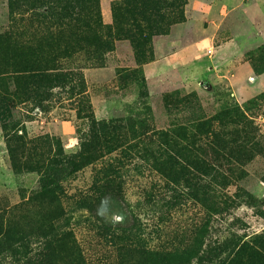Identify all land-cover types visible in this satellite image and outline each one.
<instances>
[{
    "label": "rangeland",
    "instance_id": "rangeland-1",
    "mask_svg": "<svg viewBox=\"0 0 264 264\" xmlns=\"http://www.w3.org/2000/svg\"><path fill=\"white\" fill-rule=\"evenodd\" d=\"M118 2L98 0L104 28L129 23ZM45 11L0 0V37L54 34L46 42L82 78L89 109L54 88L50 102L9 116L0 96V264H228L264 235V0H175L147 42L114 35L101 54L69 52L67 20L36 16ZM91 119L141 123L123 141L144 133L153 157L100 141L96 160L59 181L65 219L55 221L54 197L39 193L54 189L48 141L79 153ZM55 222L70 233L57 244Z\"/></svg>",
    "mask_w": 264,
    "mask_h": 264
},
{
    "label": "trees",
    "instance_id": "trees-1",
    "mask_svg": "<svg viewBox=\"0 0 264 264\" xmlns=\"http://www.w3.org/2000/svg\"><path fill=\"white\" fill-rule=\"evenodd\" d=\"M8 1L15 9L19 4L24 3L30 4L32 8L46 7V13H36L37 17L45 19L48 17L59 21L67 20V25L62 21V24L65 25H60V30L66 29L69 31V42L73 44L70 45L69 52L81 49H78V47L82 45L85 48L88 46L94 53L101 54L107 50L108 39L114 35H126L134 43L135 40L143 43L147 42L146 39L149 36L159 31V26L155 23L153 16H159L162 13L159 12V9L170 7L175 0H119L114 6L115 10L118 11V14L122 11L126 13L130 21L124 23L123 26H119L117 24L118 19H116L115 26L105 28L101 25L97 9L98 0ZM46 39L54 44V34H47ZM47 40L21 44L16 41L6 42L0 37V96L5 99V112L9 116L12 115L15 107L25 102L39 105H42L43 101L50 102V99L54 96V88L66 90L71 98L83 96L78 100L81 107H78L77 112L89 109L88 105L85 107L81 105L85 104L82 78L78 73L60 69L59 54H54V45L51 46L46 42ZM58 49L57 46V52L64 51L67 46H62L61 50ZM124 125L115 127L91 119L90 137L80 144L81 150L77 154L65 155L58 140L48 141L49 145L54 147V189L50 187L51 184L41 183L39 193L47 196V199L50 196L54 197L55 221L65 219L59 181L62 176L75 172L82 164L85 165L96 160L98 158V156L96 157V144L100 141H107V146L113 142L107 149L109 153L118 149L121 151L127 149L136 151L141 159L148 156L153 157V155L151 156V150L146 148L149 141L142 139L144 133L141 132L140 137L135 141H123L125 138L124 129L140 132L143 125L141 123L137 124V129H134L133 123L128 122ZM162 156L161 153L158 157ZM222 158V160H226L224 157ZM200 176H205L203 169L200 170ZM65 226L67 225L54 223L51 229V232H54V243L57 244L66 235L67 237L70 235V233L64 231ZM238 248L228 264H264V235L255 237L250 243H244Z\"/></svg>",
    "mask_w": 264,
    "mask_h": 264
}]
</instances>
